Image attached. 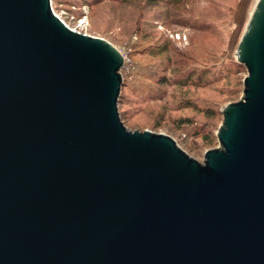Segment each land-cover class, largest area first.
Returning <instances> with one entry per match:
<instances>
[{"label":"water","instance_id":"water-1","mask_svg":"<svg viewBox=\"0 0 264 264\" xmlns=\"http://www.w3.org/2000/svg\"><path fill=\"white\" fill-rule=\"evenodd\" d=\"M202 162L119 117L121 53L0 0V264H264V0Z\"/></svg>","mask_w":264,"mask_h":264},{"label":"rangeland","instance_id":"rangeland-1","mask_svg":"<svg viewBox=\"0 0 264 264\" xmlns=\"http://www.w3.org/2000/svg\"><path fill=\"white\" fill-rule=\"evenodd\" d=\"M255 2L50 0V5L68 27L106 40L124 57L117 111L125 127L168 135L202 162L205 150L219 147L221 107L242 98L247 72L235 51ZM204 108L215 112L206 115Z\"/></svg>","mask_w":264,"mask_h":264},{"label":"trees","instance_id":"trees-1","mask_svg":"<svg viewBox=\"0 0 264 264\" xmlns=\"http://www.w3.org/2000/svg\"><path fill=\"white\" fill-rule=\"evenodd\" d=\"M206 115H213L214 114V110L213 109H211V108H204V109H201ZM186 120H181V123L182 122H185ZM207 135L208 134H206L205 135V138H207ZM208 136H210V134L208 135Z\"/></svg>","mask_w":264,"mask_h":264},{"label":"bare ground","instance_id":"bare-ground-1","mask_svg":"<svg viewBox=\"0 0 264 264\" xmlns=\"http://www.w3.org/2000/svg\"><path fill=\"white\" fill-rule=\"evenodd\" d=\"M123 58V57H122ZM124 59V58H123ZM180 147V146H179Z\"/></svg>","mask_w":264,"mask_h":264},{"label":"built area","instance_id":"built-area-1","mask_svg":"<svg viewBox=\"0 0 264 264\" xmlns=\"http://www.w3.org/2000/svg\"><path fill=\"white\" fill-rule=\"evenodd\" d=\"M75 30V29H74ZM123 57V56H122ZM124 58V57H123Z\"/></svg>","mask_w":264,"mask_h":264}]
</instances>
